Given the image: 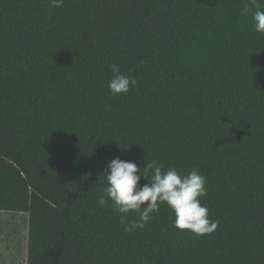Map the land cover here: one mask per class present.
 Returning a JSON list of instances; mask_svg holds the SVG:
<instances>
[{"label": "trees", "instance_id": "1", "mask_svg": "<svg viewBox=\"0 0 264 264\" xmlns=\"http://www.w3.org/2000/svg\"><path fill=\"white\" fill-rule=\"evenodd\" d=\"M246 3L0 0V210L29 214L27 264H264V35ZM113 64L138 81L126 95ZM117 157L198 171L216 231H178L164 204L125 231L135 214L97 203Z\"/></svg>", "mask_w": 264, "mask_h": 264}, {"label": "clouds", "instance_id": "2", "mask_svg": "<svg viewBox=\"0 0 264 264\" xmlns=\"http://www.w3.org/2000/svg\"><path fill=\"white\" fill-rule=\"evenodd\" d=\"M64 0H50L53 8L63 7ZM250 5H256L252 14L253 28L256 33L264 35V11L259 10L257 0H249L243 9L246 14ZM113 73L108 81V91L114 96L126 95L138 81L120 73L119 68L110 65ZM135 162L114 158L104 173L107 184L99 197L98 206L111 202L114 211L123 214H135L136 219L125 226V231L143 229L151 220L153 213H158L160 205H166L174 214V227L178 231H188L196 237L213 234L219 221L209 218V210L201 203L207 195L205 177L192 170L182 175L176 168L164 170L155 161L148 162L143 168ZM139 173V175H138ZM147 181L140 185L141 179Z\"/></svg>", "mask_w": 264, "mask_h": 264}, {"label": "rangeland", "instance_id": "3", "mask_svg": "<svg viewBox=\"0 0 264 264\" xmlns=\"http://www.w3.org/2000/svg\"><path fill=\"white\" fill-rule=\"evenodd\" d=\"M29 214L0 210V264H27Z\"/></svg>", "mask_w": 264, "mask_h": 264}]
</instances>
